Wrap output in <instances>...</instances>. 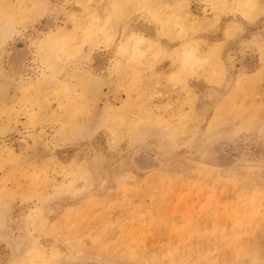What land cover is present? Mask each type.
Segmentation results:
<instances>
[{"label":"rangeland","instance_id":"obj_1","mask_svg":"<svg viewBox=\"0 0 264 264\" xmlns=\"http://www.w3.org/2000/svg\"><path fill=\"white\" fill-rule=\"evenodd\" d=\"M243 1L0 0V264H264Z\"/></svg>","mask_w":264,"mask_h":264},{"label":"bare ground","instance_id":"obj_2","mask_svg":"<svg viewBox=\"0 0 264 264\" xmlns=\"http://www.w3.org/2000/svg\"><path fill=\"white\" fill-rule=\"evenodd\" d=\"M240 2H241V0H240ZM242 7L243 8L245 7L251 13H253V11L255 12V7H254V4L251 0L243 1ZM142 43H143V41L140 38L132 39L131 42L128 44V48H129L130 52H134L136 50H139V48H140L139 46H141Z\"/></svg>","mask_w":264,"mask_h":264}]
</instances>
